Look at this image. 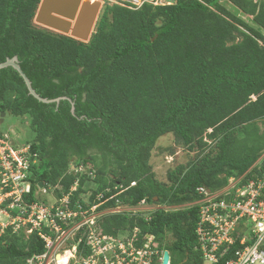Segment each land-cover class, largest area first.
Here are the masks:
<instances>
[{"label": "trees", "instance_id": "obj_1", "mask_svg": "<svg viewBox=\"0 0 264 264\" xmlns=\"http://www.w3.org/2000/svg\"><path fill=\"white\" fill-rule=\"evenodd\" d=\"M169 1L137 9L105 4L83 42L34 23L40 0H0V62L17 56L41 97H66L41 102L12 66L0 69V113L28 117L33 132L24 143L26 200L46 202L41 183L58 198L76 185L70 207L183 205L200 198L199 187L216 191L262 167L264 1L228 0L251 24L222 0ZM167 134L194 156L161 181L150 160ZM145 211L105 213L96 226L113 236L137 227V244L153 235L170 264H205L195 233L198 204ZM82 232L69 241L79 261L90 252ZM237 246L222 248L211 264H225ZM45 250L37 231L0 233V264H26Z\"/></svg>", "mask_w": 264, "mask_h": 264}, {"label": "built area", "instance_id": "obj_2", "mask_svg": "<svg viewBox=\"0 0 264 264\" xmlns=\"http://www.w3.org/2000/svg\"><path fill=\"white\" fill-rule=\"evenodd\" d=\"M103 5L118 4L137 9L144 3L162 5L169 0H100ZM255 3L264 0H251ZM35 161V159L33 160ZM30 166L28 146L15 147L8 134L0 135V233L6 228L25 236L33 231L44 240L46 250L34 254L26 264H60L58 255L72 249L65 264H161L163 251L153 235L146 234L141 246L137 244L138 228L125 230L117 236L103 234L96 226L105 213L132 211L135 207L117 204L97 211L75 202L69 206L71 191L52 203L30 202L24 198L30 192L27 180ZM247 173V172H246ZM246 173L232 176L223 188L212 191L199 187V214L195 233L198 248L209 264L217 262L226 248L238 242L234 257L225 264H264V164L247 178ZM43 192H46L43 189ZM3 204L5 206H3ZM142 201L139 206H145ZM153 209V208H152ZM2 218L6 223H2ZM83 229L80 239L86 240L89 254L80 261L76 243L69 245ZM223 248V252L220 253ZM170 264V258L168 261Z\"/></svg>", "mask_w": 264, "mask_h": 264}, {"label": "water", "instance_id": "obj_3", "mask_svg": "<svg viewBox=\"0 0 264 264\" xmlns=\"http://www.w3.org/2000/svg\"><path fill=\"white\" fill-rule=\"evenodd\" d=\"M102 6L100 0H40L33 21L42 27L87 42L95 29ZM8 66H12L19 73L27 86L28 93L37 100L44 103H59L66 98L65 96L51 99L41 97L22 70L17 56L0 62V69ZM70 102L71 112L74 114V101L70 100ZM1 114L4 115V112ZM169 257L168 250H164L161 264H168Z\"/></svg>", "mask_w": 264, "mask_h": 264}, {"label": "rangeland", "instance_id": "obj_4", "mask_svg": "<svg viewBox=\"0 0 264 264\" xmlns=\"http://www.w3.org/2000/svg\"><path fill=\"white\" fill-rule=\"evenodd\" d=\"M222 3L230 11L237 13L238 16H241L251 24V16L242 14L239 10L235 9L228 0H222ZM259 126L261 127V129H264V125L262 123H259ZM0 131L7 132L9 134L11 142L15 145L24 144L26 141L30 140L33 137V132L29 127V118L26 116L17 117L9 113H5L4 115L0 113ZM193 156V151L187 153L185 148L175 143L172 134H167L158 139L152 151L150 162L152 164L153 171L155 172L156 177L161 181H165L166 173L170 168L174 167L176 163L185 161L188 157L191 158ZM90 185L92 186V184ZM39 193L45 195L46 202H53L55 200L53 188L47 190L46 193H43L40 190ZM157 207H159L158 204H145V206H140V210L145 208L155 209ZM133 210L139 212V206L135 207ZM1 221L2 223H6L3 218ZM70 252H72V249H67L64 255L66 254L69 256Z\"/></svg>", "mask_w": 264, "mask_h": 264}, {"label": "clouds", "instance_id": "obj_5", "mask_svg": "<svg viewBox=\"0 0 264 264\" xmlns=\"http://www.w3.org/2000/svg\"><path fill=\"white\" fill-rule=\"evenodd\" d=\"M104 6V5H103ZM254 98V97H253ZM5 114V113H4ZM4 133H6V134H8L7 132H2V134H4ZM1 134V135H2ZM8 136H9V134H8ZM11 136V135H10ZM15 147H24V146H28V152L30 151V146L29 145H24V144H21V145H15L14 143H12ZM261 159H262V156L257 160V162L259 161H261ZM258 162V163H259ZM263 164H264V161H263ZM262 164V165H263ZM30 186H31V184H30ZM43 189H45V188H43L42 186H39V189L37 190V192H39L40 190L43 192ZM51 189V188H50ZM50 189H45L46 190V192H47V190H50ZM54 189V188H53ZM31 190V189H30ZM46 192H43V193H46ZM37 194V193H36ZM61 198V197H60ZM56 199H59L58 197H56L55 196V200L54 201H56ZM199 200V199H198ZM197 200V201H198ZM197 201H195V202H193V203H196V204H198V202ZM32 202H35V201H32ZM36 202H39V201H36ZM39 203H42V202H39ZM48 203H52V202H45V203H43V204H48ZM193 203H187V204H183V205H172V206H167V205H163V206H159V207H157V208H160V207H162V208H164V209H166V210H173V209H179V208H183V207H185V206H187V205H192ZM138 206V205H137ZM198 206H199V204H198ZM157 208H155V209H157ZM154 209V208H153ZM153 209H151V210H153ZM141 213H145V214H147L146 213V211H141ZM198 214H199V211H198ZM20 231V230H19ZM18 231V232H19ZM165 250H167V249H165ZM164 252V251H163ZM169 252V251H168ZM169 256H170V254H169ZM170 258V257H169ZM205 264H207V262L205 261ZM209 264V263H208Z\"/></svg>", "mask_w": 264, "mask_h": 264}, {"label": "bare ground", "instance_id": "obj_6", "mask_svg": "<svg viewBox=\"0 0 264 264\" xmlns=\"http://www.w3.org/2000/svg\"><path fill=\"white\" fill-rule=\"evenodd\" d=\"M67 258H68V256L65 254V255H60L57 259H58L60 264H65L67 261Z\"/></svg>", "mask_w": 264, "mask_h": 264}]
</instances>
